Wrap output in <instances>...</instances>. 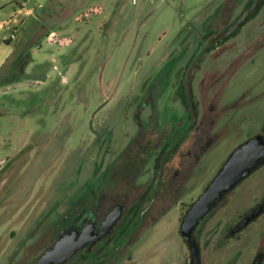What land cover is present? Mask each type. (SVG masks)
<instances>
[{
	"label": "rangeland",
	"instance_id": "rangeland-1",
	"mask_svg": "<svg viewBox=\"0 0 264 264\" xmlns=\"http://www.w3.org/2000/svg\"><path fill=\"white\" fill-rule=\"evenodd\" d=\"M246 1L0 0V20L10 21L9 25L2 22L0 48L6 46L5 37L14 45L11 57L0 66V82L11 81L0 85V264H12L16 252L18 257L30 252L29 232L51 206L62 180L74 176L95 129L118 124L114 132L122 137L125 126L132 125L121 119V111L126 101H136L145 89L148 46L161 53L181 38L193 51L197 40L205 43L231 21L229 8L223 7L221 14L215 11L219 5L236 3L232 17L237 18ZM29 8L34 9L32 14ZM261 20L250 21L220 44L222 54L217 60L205 55L195 76L203 79L214 60L220 65L241 52L249 32L264 30ZM53 31L57 33L49 39ZM20 50L24 52L18 60ZM251 87L255 97L240 112L247 117L232 121L205 154L201 184L238 145L264 129V48L253 62L238 67L225 98L232 100ZM208 96L204 90L203 97L209 100ZM175 101L184 108L181 97ZM182 129L178 126L175 133ZM85 172L89 174L91 167ZM240 187L223 212L227 222L252 206L254 196H263L264 166ZM263 235L261 216L238 236L217 237L208 262H229L242 250L237 264H249L264 244Z\"/></svg>",
	"mask_w": 264,
	"mask_h": 264
},
{
	"label": "flooded vegetation",
	"instance_id": "flooded-vegetation-1",
	"mask_svg": "<svg viewBox=\"0 0 264 264\" xmlns=\"http://www.w3.org/2000/svg\"><path fill=\"white\" fill-rule=\"evenodd\" d=\"M253 2H245L242 14ZM235 4L224 3L216 8L220 14L223 7L229 8L231 21L205 43L197 40L193 51L181 38L170 47L165 46L161 53L152 52L148 46L145 89L136 101H126L121 111V119L125 117L132 125L125 126L122 137L114 132L118 124L95 129L94 138L78 158L74 176L62 180L51 206L29 232L30 252L20 257L16 252L12 264H38L60 240L59 251L75 250L52 264H211L209 250L217 237L238 236L264 216L262 212L243 229L232 233L249 212L264 202V194L261 198L254 196L252 206L239 212L234 222L225 220L223 212L240 193L244 179L224 190L190 232L184 229L190 209L225 163L201 184L205 154L232 121L247 117L240 112L255 97L253 87L232 100H226L225 92L238 67L253 62L264 48V30L249 32L245 47L237 55L224 59L220 65L214 62L222 54L219 45L230 40L239 29L257 17L264 24V0L235 32L213 43L195 64L190 76L194 120L187 99L186 75L190 65L208 42L242 15L232 17ZM205 55L216 60L205 69L207 73L201 79L195 73L202 70ZM204 90L209 92V100L203 97ZM179 97L184 104L182 109L175 101ZM180 125L183 129L177 134L175 130ZM258 134L264 136V129L255 135ZM90 154L94 158L89 159ZM87 166L91 167L89 174L85 172ZM262 166L264 161L252 174ZM194 248L198 250V263L194 260ZM242 256L241 250L222 264H237ZM259 257L260 264H264V244H260L249 264Z\"/></svg>",
	"mask_w": 264,
	"mask_h": 264
},
{
	"label": "water",
	"instance_id": "water-1",
	"mask_svg": "<svg viewBox=\"0 0 264 264\" xmlns=\"http://www.w3.org/2000/svg\"><path fill=\"white\" fill-rule=\"evenodd\" d=\"M260 1L261 0H254L252 5L246 11H244V13L238 18L236 22H234L227 30L223 31L217 38L208 42L195 58L194 62L190 65L186 75V93L188 102L193 112V120L195 114L192 103L190 76L195 64L201 59L208 47L227 35L235 32L244 23L247 17L255 11ZM262 161H264V136L262 134H258L249 138L245 142L241 143L237 148H235L225 161L222 168L214 176L210 182V185L190 209L188 215L185 218L184 229H187L190 232L194 225L198 223L203 215L210 209L211 204L216 199L221 197L224 190L233 188L236 184L250 176L254 169ZM262 212H264V202L249 212L234 228L232 233L243 229ZM61 242L62 240H60L52 249L47 251L38 261V264H52L54 260L63 259L75 250L74 248L66 252L59 251L58 248L61 245ZM193 256L194 260L198 263L199 254L196 248L193 250ZM254 264H260V257Z\"/></svg>",
	"mask_w": 264,
	"mask_h": 264
},
{
	"label": "crops",
	"instance_id": "crops-1",
	"mask_svg": "<svg viewBox=\"0 0 264 264\" xmlns=\"http://www.w3.org/2000/svg\"><path fill=\"white\" fill-rule=\"evenodd\" d=\"M6 20V19H1L0 20V29L2 28V22ZM9 38L5 37L4 40L6 41V46L0 48V66H2L4 64V62L7 60V58L11 55V53L13 52L14 49V45L13 47H11L10 45V40H8Z\"/></svg>",
	"mask_w": 264,
	"mask_h": 264
},
{
	"label": "built area",
	"instance_id": "built-area-1",
	"mask_svg": "<svg viewBox=\"0 0 264 264\" xmlns=\"http://www.w3.org/2000/svg\"><path fill=\"white\" fill-rule=\"evenodd\" d=\"M33 12H34V9L33 8H29L28 14H32ZM3 24L9 25L10 21H4ZM56 33L57 32H55V31L51 32L50 35H49V39H53L55 37ZM12 36L14 37V34H12ZM56 41L63 42L62 39H60V38L56 39Z\"/></svg>",
	"mask_w": 264,
	"mask_h": 264
},
{
	"label": "trees",
	"instance_id": "trees-1",
	"mask_svg": "<svg viewBox=\"0 0 264 264\" xmlns=\"http://www.w3.org/2000/svg\"><path fill=\"white\" fill-rule=\"evenodd\" d=\"M34 45H36V43H34V44H31V46H34ZM23 52H24V50H20V54H19V56H18V60H20L22 57H23ZM28 52H30V54L32 53V51H31V48H29L28 49ZM13 53V52H12ZM12 55V54H11ZM11 55L9 56V57H11ZM8 57V58H9ZM11 81H10V79L8 78V79H6V80H3L2 82H0V85H3V84H9ZM184 94H185V91H184Z\"/></svg>",
	"mask_w": 264,
	"mask_h": 264
}]
</instances>
